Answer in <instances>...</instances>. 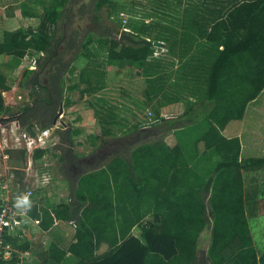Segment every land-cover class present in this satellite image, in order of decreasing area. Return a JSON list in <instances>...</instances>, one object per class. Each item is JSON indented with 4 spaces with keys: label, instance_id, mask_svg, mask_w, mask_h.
<instances>
[{
    "label": "trees",
    "instance_id": "1",
    "mask_svg": "<svg viewBox=\"0 0 264 264\" xmlns=\"http://www.w3.org/2000/svg\"><path fill=\"white\" fill-rule=\"evenodd\" d=\"M70 1H77L74 19L69 15L56 34ZM168 1L173 0L161 2ZM174 7L183 28L186 16L204 18L200 34L207 46L200 55L187 57L192 43L183 28L161 35L151 21L123 29L118 13L125 7L115 0H50L36 27L4 32L0 54L29 55L36 68L24 70L14 106L4 101L2 92L12 83L0 70V123L14 122L29 135L52 127L62 103L69 102L66 90L78 88L79 82L67 85V76L80 55H92L93 31L82 23L91 12L97 44L105 47L109 62L118 64L117 75L127 67L126 82L143 102L167 95L163 74H152L155 64L159 67L152 59L156 41L181 62L182 81L190 88L184 110L175 117L160 115L158 108L170 100L158 99L148 130L134 125L116 132L118 108L103 98L92 103L99 130L91 135L92 160L80 164L73 198L28 210L44 229L57 220L75 226V240L66 250L50 245L45 261L58 264L70 252L75 264H264V252L258 255L250 232L242 175L264 166V155L240 158L239 136L223 132L243 118L247 104L264 88V0H178ZM103 10L109 25L100 21ZM92 74L101 75L95 67ZM106 88L102 75L86 90L104 94ZM201 122L204 128L191 142L178 138V132ZM59 130L64 146L37 147L33 159L53 151L60 161H73L74 136L81 128L63 123ZM5 152L26 156L24 148ZM209 167L208 174L201 173ZM17 241L5 236V243ZM14 263L0 259V264Z\"/></svg>",
    "mask_w": 264,
    "mask_h": 264
},
{
    "label": "rangeland",
    "instance_id": "2",
    "mask_svg": "<svg viewBox=\"0 0 264 264\" xmlns=\"http://www.w3.org/2000/svg\"><path fill=\"white\" fill-rule=\"evenodd\" d=\"M161 1L162 0H115L116 3L125 7L118 13L123 25V29L128 30L126 26L129 23L134 22L140 23L155 21L158 24V27L165 26L160 22L170 21L169 18H174L175 16L178 18L176 15V9L174 7L175 5H178V0L168 2ZM76 2L70 1L68 3L66 17L63 18L57 25L58 28L56 34L60 33L62 29V23L67 20L69 15L71 17H69V20L73 18L72 12L77 9V6L75 5L77 4ZM100 14V21L102 23L108 25L111 24L110 18L108 19L105 17L104 10L101 11ZM91 16L92 12L88 16H85V22L82 23H85V26L90 27V29L93 31L94 40L90 44V47L92 48V55L90 57H84L80 55L73 64L75 67L73 74L71 76H67V85H72L74 83L77 84L79 82V86L73 90H66L65 93L68 96L69 102L64 104L62 103V110L60 113L59 111L57 113L56 123H54L52 126V131L48 142L49 144L47 147L61 142V137L57 130L60 131L59 128L63 127V123L66 124V127L71 124L74 127L81 128L80 134L74 136V141L76 150H79L80 153H83L90 145L92 133H95L99 130V124L93 115L95 106L92 104L98 103L99 98L105 99L108 104L115 105L118 108L120 125L115 128L116 132L134 125H138L139 129H150L152 118L154 117V106L156 107V102L158 99L160 101L170 100L168 104L158 108L160 115L166 118L179 115L184 110L186 101L189 99L188 97L190 88L185 87V84L182 81L181 64H177L175 59L171 60L166 49L160 48L162 45L160 44L154 46L152 58L154 60L157 59L159 62V69L156 71L153 69L152 74L163 72L161 83L165 87L167 95L165 97H158L156 101L154 100L149 105L143 102L142 99L132 91L131 86L126 82L127 79H125V74L127 73V67L121 68V74L117 75L116 71L118 70V64L116 62H109L106 59L105 47H100L96 42L95 34L97 32L93 19H90ZM76 18L77 17H75V19ZM158 27L156 28L155 26L154 29L159 31L161 28ZM175 64L177 65L175 66ZM2 65L9 69H6V72H4L8 76L9 81L15 86V88L11 89L10 91L8 90L2 92V95L6 104L8 103L9 105L14 106L20 100V97L17 96L19 89L16 87V85H18V82L22 79L24 70L26 68L35 69L36 66L35 63L31 62V56L29 55H26L23 58H15L14 56H11L9 59L5 58V60L2 61ZM93 67H95L98 72L101 73L100 76H98V74H92ZM81 71L83 72V77H80ZM102 75L105 80V84L107 87H109V89L107 90L106 88L104 90V94H92L91 90L87 91V85H92V81H95ZM120 80L123 82L121 83ZM121 89L126 90L125 93L122 92ZM122 95H126V98ZM175 99H178V101H175ZM76 117H79L78 120H75ZM240 123H242L240 138L243 143L241 156H250L248 152L253 153V156L254 154L259 156L264 153V88L254 100L247 104L245 115L242 121H237V125H239L238 128L241 126ZM13 125L14 124L12 122H9L7 125L0 123L2 128H6L3 131V134L8 137L7 141H9V144L11 141L9 137L15 128ZM202 128H204V124L201 122L198 125L190 127L189 129L184 131L181 130L177 133L178 138L180 140L185 139L187 142H191L196 138V135L202 131ZM19 130L20 129H17L15 131L17 132ZM168 140L171 142L173 141L171 138ZM60 146L63 147L64 144L61 142ZM6 148L8 147L5 146L3 148V146L0 144V169H2L1 167L4 164L3 151ZM25 150L26 154L30 152V150ZM46 158H48L50 161L49 157ZM20 169L21 168L16 170L11 165H9L7 168H4V171L0 173V179H3L5 182H7L6 184H8L4 192L6 191L8 193L9 190L10 193L11 191H16L17 199L22 198L21 194L28 188L27 186L29 185V182H31L29 181L31 172H29V174H25L24 171ZM210 170L211 167L206 170L200 169L201 173L203 174H208ZM24 175H26L27 179H25ZM255 175H258L259 177H256ZM262 177L264 179V169L259 174L248 173L246 174L245 184L248 187H252L253 185L258 187L261 183H254V180L259 181V179ZM263 181L264 180H262V182ZM7 195L10 197V194ZM260 197L262 200L259 201L260 203L258 210L254 207V210L251 211L250 206H252V202L246 201L247 219L249 220V227L251 229V234L256 245L255 248L259 256L264 252V195L262 196L261 194ZM134 233H139L137 228L134 229Z\"/></svg>",
    "mask_w": 264,
    "mask_h": 264
},
{
    "label": "crops",
    "instance_id": "3",
    "mask_svg": "<svg viewBox=\"0 0 264 264\" xmlns=\"http://www.w3.org/2000/svg\"><path fill=\"white\" fill-rule=\"evenodd\" d=\"M49 1L50 0H0V41L2 40L5 31H14L18 28L23 29L29 27H33V28L36 27L39 23L38 17L42 14L44 7L46 6V4H48ZM186 3L188 2L185 1V4ZM29 14H31L32 16H28ZM179 18L180 17L177 18L175 16L174 18H169L170 21H161L160 23L164 24L168 28L165 29V26H161L160 34L164 35L166 34V31H168V34L170 32L180 33L184 29L185 33L188 35L192 43V48L188 50L187 57H193V56L195 57L197 55H200L201 51L205 48V46H207V42L200 34V31L202 30V25L205 24L203 23V21H205L204 18L203 17L189 18L188 16H186L184 18L185 19L184 28L179 25ZM160 43L162 44L160 48L166 49V47L163 46V42ZM168 54L170 55L171 60L175 59L177 64L178 63L181 64V62H179L177 58L172 56L170 53ZM5 58L9 59L11 58V56L0 54V70L6 72V69L7 70L9 69L6 68V66L2 65V61L5 60ZM177 64H175V66ZM153 69L156 71L159 68L156 67L155 64ZM160 73L163 74V72ZM155 74L156 73H154V75ZM182 77L183 76L181 72V78ZM11 86H12L11 89L15 88L13 83L11 84ZM16 87L18 88L17 85ZM106 93H110V92H106ZM122 96L125 97L126 95H122ZM242 119L239 121L241 122ZM240 125L241 126L238 128L239 125H237L235 121H231L223 130V132L226 136L238 135L240 138L242 123H240ZM2 135L3 137L5 136V134H2V132L0 131V137ZM4 147L5 146H3V148ZM7 149L18 150L22 148L11 147L4 149L3 151L4 164L1 167L2 169H0V173L4 171V168H7L9 165H11L16 170L21 168L20 170H23L25 174H29V172H31L30 180H29L31 182H29V185L27 187H32L34 185L35 174L40 175L42 172L43 173L45 172L50 178L49 183L42 186L34 187L31 199L28 203V206L26 207L23 205H18L17 202L20 198L17 199L16 191L15 192L11 191V193L10 190L8 193L6 191H5L6 193L4 192V190H6L7 187L4 189L3 183L6 184L7 182H5L3 179H0V202L2 200V197L6 195L7 198L16 205L19 212H21V219H22L20 227L16 228L15 231L9 233L10 236H16L18 241L16 242V245L6 243L8 245V250L10 252V257L8 259L10 258L15 259L14 264H39L42 262L43 264H56L53 259H48L46 261L44 260L46 258L45 252L47 251L50 245H56L58 249L66 250L69 244L75 240L74 239L75 226L72 223L65 222L62 220H57L49 228L44 229L40 226L36 218L29 215L28 210L34 204H38L39 206H43V207H52L53 205L60 202L67 203L70 199L73 198L77 180L79 176L82 175L80 171L81 170L80 164L82 162H85L84 159H86L87 157L92 160V145H89L88 148L85 149L83 153H80L79 150H76L75 145L72 146L71 153L73 154V161H71V163L60 161L57 155L56 156L55 154L53 155V151H50V153H47L37 159H33L31 157V151H30L29 153L26 154L25 159H18L16 157L8 156V154H6L5 152ZM242 150H243V143L240 138V158L259 157L264 155V153H262L259 156H256L255 154L253 156V153L248 152L250 156L243 157L241 156ZM60 153L61 152L59 150L56 151V154L61 155ZM75 154L79 156L77 159L75 157ZM46 157H49L50 161ZM263 169L264 166L255 170L242 172L243 182H244L245 204H247L246 201L252 202V206H250L251 211L254 210V207L257 208V210L259 209V203H260L259 201L262 200L260 199L261 198L260 195L261 194L262 196L264 195V191H263L264 181L262 182V180L264 179L262 177L261 179H259V181L254 180V183L257 182L258 184L261 183L259 184L258 187H256V185H253L252 187H248L245 184L246 174L248 173L259 174ZM255 176L259 177L258 175ZM24 177L25 179H27L26 175H24ZM7 194H10V197ZM136 228L139 231V233L137 234L134 233V229ZM132 231L136 236L140 235V229L138 227H134ZM254 246L256 247L255 243ZM58 253H59L58 250H56L55 255ZM76 262H77V257L70 252H66L64 257L58 264H75Z\"/></svg>",
    "mask_w": 264,
    "mask_h": 264
},
{
    "label": "built area",
    "instance_id": "4",
    "mask_svg": "<svg viewBox=\"0 0 264 264\" xmlns=\"http://www.w3.org/2000/svg\"><path fill=\"white\" fill-rule=\"evenodd\" d=\"M14 125V131L11 134L10 144L7 136L3 135L0 137V144L1 146H7L8 148L17 147V148H24L30 150L31 152L33 149L39 147L44 148L47 147L49 144V137L51 135L52 127L38 130L34 135H29L25 131L21 130L18 125L12 122ZM6 128H2L0 126V131L3 134V131ZM20 129L19 131H15ZM50 178L44 172L40 175H34V185L32 187H28L22 197L27 196L28 201H30L32 192L34 187L42 186L49 183ZM7 187L6 184L3 185L5 189ZM22 222L21 219V212L17 209L16 205L12 203L7 196H3L0 202V259H8L10 257V252L8 250V245L5 243V236L9 235L12 231H15L16 228L20 227Z\"/></svg>",
    "mask_w": 264,
    "mask_h": 264
},
{
    "label": "clouds",
    "instance_id": "5",
    "mask_svg": "<svg viewBox=\"0 0 264 264\" xmlns=\"http://www.w3.org/2000/svg\"><path fill=\"white\" fill-rule=\"evenodd\" d=\"M17 203L18 205H23L25 207L28 206L29 201H28L27 196L20 198Z\"/></svg>",
    "mask_w": 264,
    "mask_h": 264
},
{
    "label": "water",
    "instance_id": "6",
    "mask_svg": "<svg viewBox=\"0 0 264 264\" xmlns=\"http://www.w3.org/2000/svg\"><path fill=\"white\" fill-rule=\"evenodd\" d=\"M161 43L159 42V41H156L155 42V45H160ZM61 110H62V107H60V109H59V113L61 112ZM56 119H57V116H56V118L54 119V121H53V123H56Z\"/></svg>",
    "mask_w": 264,
    "mask_h": 264
}]
</instances>
